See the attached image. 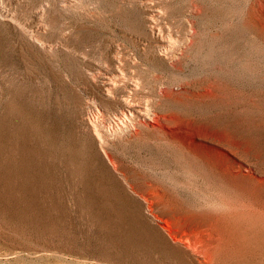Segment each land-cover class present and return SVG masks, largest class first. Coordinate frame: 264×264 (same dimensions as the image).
I'll return each instance as SVG.
<instances>
[{"label": "rangeland", "instance_id": "obj_1", "mask_svg": "<svg viewBox=\"0 0 264 264\" xmlns=\"http://www.w3.org/2000/svg\"><path fill=\"white\" fill-rule=\"evenodd\" d=\"M151 15L177 47L197 32L183 72ZM113 75L140 88L107 97ZM130 96L224 156L204 169L177 130L99 139ZM0 264H264V0H0Z\"/></svg>", "mask_w": 264, "mask_h": 264}, {"label": "bare ground", "instance_id": "obj_2", "mask_svg": "<svg viewBox=\"0 0 264 264\" xmlns=\"http://www.w3.org/2000/svg\"><path fill=\"white\" fill-rule=\"evenodd\" d=\"M65 1V0H63ZM64 3H67L64 2ZM69 6H62L61 11H65L64 9H68ZM2 16V15H1ZM146 23L148 24V27H145V34L150 37V43L153 47L151 50L153 52L154 57L160 61L164 66L175 70L177 72H183L180 67V61L185 59L189 53V51L195 47L196 40L198 38L197 32L189 31L192 33L190 38H186L184 42L180 44V46L177 47L174 43L170 41H166L164 36V31L160 27V21L156 18V16L151 15L150 17L146 18ZM135 24V26H137ZM189 27L191 24H188ZM33 39V38H32ZM44 44V43H43ZM44 47V46H43ZM177 50L180 51V53L177 52ZM118 63H120L119 60H117ZM119 66V65H118ZM127 86L132 91H137L140 88L139 83L134 84L133 82H130L128 80H121L117 76L113 75L112 78H106V80L102 81V91L107 97H112L114 93H121L122 92V86ZM188 86H180V90L183 91V93L186 94V92H189ZM128 90V89H127ZM155 97L158 99L155 105H160L161 103H165L167 101H175V97L178 95V93L173 90L171 87L166 88L165 90L160 89L159 91H155ZM114 96V95H113ZM121 106L123 109H125L130 115V117H127L126 114H124V120L120 123L121 129H117L114 131L112 128L108 130H98V120H91L90 125L93 128V130L96 133V136H99L98 138H110L112 136H118L120 139L125 141H130L133 139L137 134V128H144L145 130H156L160 129L161 131H164L165 133H168L171 131V133L174 130L184 132L189 134V136L194 137L193 141L194 143L191 144V142H188L185 144L186 148L192 155L195 157H198L202 160V167L208 168V164L201 158V156L205 157L208 154H212L213 156L218 157V159L221 160V158L224 156V152L219 144L211 143L206 136L200 134L196 127L193 126L192 120L186 117H181L175 113H160L156 110V107L150 106L147 104L146 106H142L136 101L133 100V97H124L121 101ZM122 121V120H120ZM103 133V134H102ZM101 141V140H100ZM102 143V142H101ZM210 145H209V144ZM107 155V153H106ZM201 155V156H200ZM108 157V155H107ZM110 160V158L108 157ZM111 161V160H110ZM112 162V161H111ZM114 163V162H113ZM116 165V164H114ZM222 163L219 168H221ZM114 167V166H113ZM126 181H128V178L124 174ZM145 180V179H144ZM146 191L151 194H157L160 195V192L166 191L164 188L155 187L152 183H150L148 180H146ZM129 187L135 191V188L133 186ZM164 193V192H163ZM149 194V195H151ZM143 201L147 203V198L143 197ZM149 202V201H148ZM150 203V202H149ZM151 206V205H150ZM152 210V209H151ZM163 227V226H162Z\"/></svg>", "mask_w": 264, "mask_h": 264}]
</instances>
